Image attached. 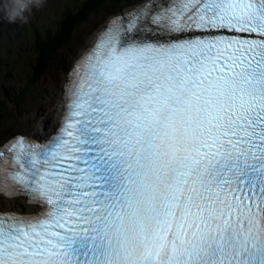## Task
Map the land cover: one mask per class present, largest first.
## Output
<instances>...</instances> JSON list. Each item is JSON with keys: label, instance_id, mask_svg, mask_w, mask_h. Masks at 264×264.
<instances>
[{"label": "snow or ice", "instance_id": "6c2138e0", "mask_svg": "<svg viewBox=\"0 0 264 264\" xmlns=\"http://www.w3.org/2000/svg\"><path fill=\"white\" fill-rule=\"evenodd\" d=\"M84 52L59 134L0 145V264H264V0H145Z\"/></svg>", "mask_w": 264, "mask_h": 264}, {"label": "rangeland", "instance_id": "374dc122", "mask_svg": "<svg viewBox=\"0 0 264 264\" xmlns=\"http://www.w3.org/2000/svg\"><path fill=\"white\" fill-rule=\"evenodd\" d=\"M70 1L75 0H45L42 7L34 10L27 23L0 22V100H6L0 107V131L13 126L27 114L32 117L35 115L34 118H49L48 114L53 108L49 104L52 100L50 92L53 91V96L57 94L64 70L72 65V56L80 52L90 35L110 16L144 0H123L121 9L114 13L107 6L92 12L55 54V63L47 66L32 86H27L34 64L31 36L41 35L53 27L65 6H71ZM3 116L9 119L4 120Z\"/></svg>", "mask_w": 264, "mask_h": 264}, {"label": "trees", "instance_id": "16d2710c", "mask_svg": "<svg viewBox=\"0 0 264 264\" xmlns=\"http://www.w3.org/2000/svg\"><path fill=\"white\" fill-rule=\"evenodd\" d=\"M123 0H75L70 1L65 6L58 22L55 21L53 27L48 28L44 33L34 34L33 40L34 64L31 67L32 77L27 86H32L38 77L44 72V69L52 63H55V54L70 39L74 30L81 25L88 16L105 6L112 8L111 13L117 12L122 7ZM110 11V10H109ZM0 100V107L5 103ZM7 118V117H6ZM4 120V116L2 117Z\"/></svg>", "mask_w": 264, "mask_h": 264}, {"label": "bare ground", "instance_id": "6f19581e", "mask_svg": "<svg viewBox=\"0 0 264 264\" xmlns=\"http://www.w3.org/2000/svg\"><path fill=\"white\" fill-rule=\"evenodd\" d=\"M144 2L145 0L139 4H135L129 7V9H125L123 12H119L115 15L110 16L104 24L99 26V29H97L92 33V35H90V37L86 41V44L83 46L82 49H80V52L74 54V56H72V59H70L72 65L69 67L68 70H64L61 86L57 90V94L53 96V91L50 92L52 100L49 104L53 108L48 114L49 118H34L35 115L34 117H32L27 114L19 122L13 124V126H10L9 128L0 131V145H3L4 149L7 148V145L12 143L13 139L18 138L20 136L28 137L35 143L45 142L49 138H51L55 131L60 127L64 117V107L66 104L67 97L64 96L63 90L65 88L66 75L70 76L72 74V70L75 63H77L81 56H83V54L85 53L84 50L86 48H89L90 43L101 30H103L107 25H109L114 19L120 18L118 17V15L122 16V14L131 12L130 10L140 7ZM156 2L159 3V0H156ZM24 125H27L29 127H22ZM39 137L41 138V140ZM17 205L24 212H37V210H39V208L36 207H29L22 201H18Z\"/></svg>", "mask_w": 264, "mask_h": 264}, {"label": "clouds", "instance_id": "9594fccd", "mask_svg": "<svg viewBox=\"0 0 264 264\" xmlns=\"http://www.w3.org/2000/svg\"><path fill=\"white\" fill-rule=\"evenodd\" d=\"M45 0H0V22L27 23Z\"/></svg>", "mask_w": 264, "mask_h": 264}]
</instances>
